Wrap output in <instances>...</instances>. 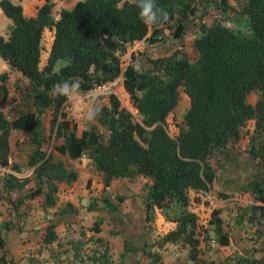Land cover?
<instances>
[{
  "label": "trees",
  "instance_id": "1",
  "mask_svg": "<svg viewBox=\"0 0 264 264\" xmlns=\"http://www.w3.org/2000/svg\"><path fill=\"white\" fill-rule=\"evenodd\" d=\"M157 3L170 13V18L149 27L139 19L133 0H76L71 7H60L57 12L53 0H42L30 15L23 13L19 2L0 0V11L11 21L6 36L0 33V58L29 81L31 102V108L9 118L6 96L10 78L6 72L0 73V165L19 170L16 162H8V157L18 146L19 132H26L33 143L26 165L32 167L35 185L21 197L11 199L12 206L16 208V200H26L24 203L29 205L30 199L39 200L43 207L54 205L57 182H70L77 173L61 160H53L42 145L40 126L43 116L49 114V130L61 139L52 146L54 150L71 159L86 154L102 174L104 186L114 177L147 176L150 182L143 183L144 227L150 230L153 209L159 208L165 218L175 221V226L154 243L160 247L165 242H177L187 248L189 260L198 262L200 239L206 240L210 234L209 227H202L195 212L187 208L188 189L210 188L216 177L212 156L239 142L241 128L249 120L252 127L243 149L251 166L264 168V0H200L199 31L192 38L189 52L177 48L147 57L144 68L130 57L120 70L118 52H123L126 44L141 39L155 43L168 35L179 36L183 22L198 7L196 0ZM232 14L246 18L249 33L241 34L233 28ZM201 15L210 20H202ZM44 28L52 30V37L45 61L39 66ZM120 72L122 87L139 119H134L117 96L109 93L96 121L99 129L77 130L75 120L66 116L64 98L51 95L52 86L66 78L78 79L86 91ZM180 90L186 94L188 106L177 133L170 135L165 118L179 100ZM255 90L257 97L249 102L247 95ZM20 179L10 171L2 173L0 195L19 190L23 184ZM258 182L257 178L251 179L243 189L262 204L243 209L248 221L261 224L264 188H259ZM109 197L103 187L88 206L92 207L96 199L109 205ZM65 205L67 209L54 212L75 211L70 202ZM219 211L211 209L208 224L217 242L227 245ZM9 223L2 222L0 231L9 228ZM55 225L49 221L44 226L43 243L57 239ZM93 228L98 230V222ZM3 245L0 236V264H17ZM148 253L158 260L157 252ZM103 255L105 250L99 253ZM263 260L264 255L249 254L237 262L262 264Z\"/></svg>",
  "mask_w": 264,
  "mask_h": 264
},
{
  "label": "rangeland",
  "instance_id": "2",
  "mask_svg": "<svg viewBox=\"0 0 264 264\" xmlns=\"http://www.w3.org/2000/svg\"><path fill=\"white\" fill-rule=\"evenodd\" d=\"M12 1L19 2L22 6L23 13L25 15H29L35 11L36 6L42 0ZM75 1L76 0H53L54 9L57 12L60 7L69 8ZM196 4L198 6L197 9L191 17L184 21V28L182 29V32L179 36L173 37L171 35H168L164 38V40L155 43H148L145 40H137L130 44H126L124 51L120 53L118 52L120 69L127 63L130 57H132L141 68H144L148 64L147 57L166 54L177 48H179V50L181 49L189 52V50L191 49L190 45L192 42V38L199 31L198 24L200 21L199 14L201 8L200 0H196ZM201 19L208 22L210 20V17L207 15H201ZM231 22L233 24V28L237 32L241 34L249 33L247 20L243 15L232 14ZM10 23V19L0 11V33L3 36H6ZM50 41L51 32L49 29L44 28L41 37V50L38 63L39 66H41L45 61ZM1 72H6L10 78L9 90L6 96V100L9 107L7 116L11 118L19 112L31 108L28 87L29 81L25 77L20 75L17 70L10 69L8 65L0 58V73ZM116 92L117 93H115V95L117 96L120 104L126 106L132 112L134 119H139L140 117L138 113L134 110L133 106L128 100V94L122 87L121 81L117 82ZM257 94L258 92L256 90L251 91L247 95V100L249 102H253L256 99ZM102 99L103 102L107 101V96L103 97ZM187 105L188 99L185 98L184 100H182L181 96H179V100L177 101L175 106L168 112L167 116L169 120H165V128L170 135H175L177 133L178 125L181 122L182 114L184 113ZM64 110L66 112V116H68L69 119H74L70 115L68 108H65ZM47 118H49V114H45L43 116V121L40 126V130L43 135L42 145L45 148L46 152L51 153L53 160H61V162H63L66 166L75 164V160L69 159L65 154L54 150V148L52 147L53 145L56 146L57 144H59V142H61V139L53 136L52 131L49 130V123ZM74 120L76 122L77 130L95 128L97 124L96 122L94 124H90L80 119ZM251 127L252 121L249 120L241 128L242 137L239 139V142L234 143L233 145H228L227 147L223 148V150H220L217 155L212 156L211 163L216 166V177L210 188L205 191L196 190L199 193H195L196 191L194 190H191L189 192V208L190 210L195 212V214L197 215V222L202 227H209L208 234H210V236L205 240V252L202 253L203 257H200L201 262H193L191 264H240L239 262H237V260L242 256H249V254H253L256 257H262L264 255V223L259 224L255 221H248V214L243 209L248 208L250 204H262V201L254 199L250 196L247 190L243 189L244 184L251 179L257 178L259 180V188H264V168L262 170H259L256 167H253V165L251 166V160L248 158V156L246 155L247 153L243 149L247 142V137L251 130ZM32 147L33 143L31 142L28 134L24 131H20L18 134V146L8 157V162H16L20 167L19 170H13V167L9 165H0V179L2 173L6 171H10L17 177L21 178L20 182L23 183V186L21 185L19 190V195L21 196L28 190V188L35 185V180L32 178V167L26 165L28 153L30 152ZM86 168L88 170H91V168L89 167ZM144 177L149 179L147 176ZM24 178H27V180H22ZM57 184H61V181H58ZM82 185L83 180H77L75 181L73 189L77 190V187L83 188ZM71 192H73V190H71ZM58 197L59 196H55L54 206L67 209L68 207L65 205L63 197ZM127 197H133L135 201L138 200V194L136 193L127 196H120L123 206L128 202ZM7 198L9 197L4 194L0 195V224L5 220H10L11 223H9V228L7 229L2 227L0 236L4 238L3 247L7 251V254L9 253L8 256L11 255L15 257V260L17 261H20L22 258H24V261L29 262H32L31 258H35V260L40 261V256H36L32 253L36 251H42L52 257L53 255H56L55 253L56 251H59L58 249H63L60 245V243H64L63 240L56 241L48 245H43V250L41 248V244H36L39 242L38 234L36 233L38 229L33 228H36V226L41 227L42 223H46L44 219L45 217H42V213L39 209L36 210V212L33 211V213L35 212V214H33V219L36 221L31 224L28 223L29 226L27 228L32 229L33 232H30L29 237H23V235H20L18 237L17 230H14L16 229L14 227V223L16 222L7 217L8 215L9 217L11 216V214H9V207L7 206ZM57 203H59L60 205L62 204V206L57 205ZM22 206H24L23 202ZM136 206L138 207L137 204ZM212 208L220 209L219 216L222 218L223 229L226 231L229 240L228 244L225 246H221L217 242L215 232L213 233V231H211L210 225L208 224V219L210 218V211ZM74 209L75 211L70 213V217H61L62 220L60 221L59 225L63 226L64 224L68 223L69 226V222H71L70 228H72L73 231L77 228L75 232H70V234H72V238L75 240L73 244L72 242H70V244L73 246H77L78 248L76 249V251L79 249V253L81 252V254H79L80 259L77 258L78 260L83 261L84 259H89V255L98 257L99 253L102 250H105V247H107L108 244H105L104 246V244L98 243L95 244L97 248L93 247L96 240L93 235L95 229L92 225L94 224L91 220L92 218H90L91 216H89L87 212H83L81 208ZM134 217L137 220L141 218L143 221V225L145 224L143 215L142 217L141 215H135ZM154 223V220H152L150 228V230L153 229L152 237L143 245L149 244L150 247L157 246L154 243L155 240L165 232L163 231V224ZM17 226H19L17 229H20L19 223H17ZM144 229L146 230L145 227ZM24 234H27V232H25ZM201 236L202 235L200 234V237ZM24 238H26L28 241L31 240L36 245H34V247L32 246V248L22 249L20 241L24 243ZM23 245H25V243ZM124 252L125 254L127 252L128 256L118 261L122 264L124 262L125 264H131L132 261H130V259L133 260L134 256H138V254L132 251L131 248H128L126 250L124 249ZM138 253L139 262L145 260L144 256L146 255V252L143 247L139 249ZM149 259L147 258L146 261H151V264H155L159 260V258L156 261L153 260L151 258V255ZM106 260L110 264V260L108 258H106ZM94 261H97L98 263L99 259L93 261L90 260V262ZM111 261L112 264L118 263L115 259ZM44 262H46V260H42V264H44ZM262 262V264H264V260Z\"/></svg>",
  "mask_w": 264,
  "mask_h": 264
},
{
  "label": "crops",
  "instance_id": "3",
  "mask_svg": "<svg viewBox=\"0 0 264 264\" xmlns=\"http://www.w3.org/2000/svg\"><path fill=\"white\" fill-rule=\"evenodd\" d=\"M34 13V12H33ZM32 13V14H33ZM30 15V14H29ZM57 16V13L55 14V17ZM183 28H184V22H183ZM51 37H52V30ZM195 36V35H194ZM142 40V39H141ZM179 96H181L182 100L187 98L186 94L180 90ZM187 101V100H186ZM106 102V101H104ZM188 106V105H187ZM134 108V107H133ZM187 108V107H186ZM136 111V109L134 108ZM137 112V111H136ZM139 115V114H138ZM14 117V116H13ZM165 120H169L168 116H166ZM95 128L99 129L98 125L96 124ZM67 156V155H66ZM68 157V156H67ZM69 158V157H68ZM71 159V158H69ZM71 160H75L76 162L73 165H67L68 167L72 168L74 171H76L77 176L76 179L70 181V182H62L61 184H57V189L54 193V196H59L58 198L63 197L64 203L70 202L74 208H81L83 212H87L93 223L96 221L98 222V230L94 231V237H95V243L93 247L97 248L95 244H108L107 247H105L106 254L99 257H93L92 255H89V259H84L83 261H80L79 249L77 246H73L70 244V242L75 241L72 238V234L70 232H75L76 229L70 228L71 222L64 224L63 226H60V221L62 220L61 217H70V213L74 211H66L64 213H58L54 212L58 209L56 206L43 207L39 200L30 199V204L27 205L24 203L26 200L17 201L16 200V208L12 206L11 199L14 200L18 197H21L19 195V190H14L11 192H8L6 194L7 197V206L9 207L11 216H7L9 219H12V221H15L14 229L17 230V236L20 235L23 237H29L30 232L32 233V229L27 228L29 226L28 223H33V214H35L36 210H40L42 213V217L44 216L45 222L42 223L41 227L36 226L38 229L36 233L38 234L39 242L36 244H41V248L43 250V245H48L50 243H43L41 241V234L44 230V226L49 222L53 221L56 223L55 225V231L57 234L56 241H64V243H60L61 247L64 249H58L59 251H56V255H53L52 257L49 256L47 253H44L42 251L34 252L32 254H35L36 256H40V261L35 260V258H31L32 262L24 261V258H22L20 261L15 260V257L11 256L12 259L17 264H42V260H46L44 264H109L107 262L106 258L110 260V264H112L113 259L120 261L122 258H126L128 256L127 252L125 254L124 249L131 248L132 251L136 252L138 256H134L133 260L130 259L131 264H151L148 262L150 259V253L152 251H157L159 254V260L155 264H191L193 263L191 260L187 257V248L184 246H179L177 242H165L162 246H152L150 247L149 244H145L153 234L152 230H145L142 219H136L135 215H143L144 218V210L142 206V200L144 196V185L143 183H149L150 180L144 177L143 175H134L132 177H114L110 180V183L107 186L103 185V182L101 180L102 174L96 170L94 167L91 168V170H88L86 167H88V164L90 163V160L87 156H78L76 158H73ZM90 168V167H89ZM93 169V170H92ZM12 173V172H11ZM77 180H83V185L80 188L77 187L76 189H73L75 185V181ZM88 180V185H86V181ZM117 184V185H116ZM213 184V183H212ZM63 187V188H62ZM105 188L110 193V197L108 199V204H104L101 200H94L93 206L89 207L88 202L91 200L92 196H95L102 188ZM73 190V192H71ZM116 192H112V191ZM193 189H188V195L189 192ZM196 191V190H194ZM138 194V200L135 201L133 197H127V204L122 205V199H120V196H127L131 194ZM195 193H199L196 191ZM10 199V200H9ZM22 202L23 205L22 206ZM138 205V207L136 206ZM57 205H60L57 203ZM62 208V207H59ZM188 209L189 205L187 206ZM33 211H35L33 213ZM54 213V214H53ZM153 220L156 224H163V231H167L175 226V221H173L170 218H165V216L162 214L161 210L157 207H154L153 209ZM17 223L20 224V229H17L19 226H17ZM66 223V222H65ZM154 223V224H155ZM93 225V224H92ZM60 226V227H59ZM59 227V229H58ZM27 232V234H24ZM65 236V238H64ZM22 237V238H23ZM24 243L20 241V245L22 249L26 248H32L34 245H36L31 240H27L26 238L23 239ZM51 242V243H53ZM72 246V248H71ZM205 246V240L200 239L199 243V258L203 257V254L205 252L204 249ZM225 246V245H221ZM144 248L146 255L145 260H142V262H139V249ZM99 249V247H98ZM11 252V251H10ZM102 252V251H101ZM38 253V254H37ZM9 255V253H8ZM108 255V256H106ZM47 257V258H45ZM91 257V258H90ZM78 258V259H77ZM113 258V259H112ZM149 259L146 261V259ZM99 259V262L97 261L90 262V260H96ZM23 260V261H22ZM103 261V263H101ZM201 262V259L198 260V263ZM117 264H122L118 262ZM125 264V262L123 263Z\"/></svg>",
  "mask_w": 264,
  "mask_h": 264
},
{
  "label": "clouds",
  "instance_id": "4",
  "mask_svg": "<svg viewBox=\"0 0 264 264\" xmlns=\"http://www.w3.org/2000/svg\"><path fill=\"white\" fill-rule=\"evenodd\" d=\"M133 3L139 9V19L146 26H158L166 23L170 18V13L161 8L157 0H133ZM51 95L64 98L68 111L74 119L94 124L103 112L102 94L94 90L83 91L81 82L75 78H66L55 83L51 88Z\"/></svg>",
  "mask_w": 264,
  "mask_h": 264
},
{
  "label": "built area",
  "instance_id": "5",
  "mask_svg": "<svg viewBox=\"0 0 264 264\" xmlns=\"http://www.w3.org/2000/svg\"><path fill=\"white\" fill-rule=\"evenodd\" d=\"M118 81H122L121 72L116 77H114L113 79L107 80V81L102 82V83H99V84L87 89L86 92H88L89 90H94L95 92L102 94V98L106 97L109 93H114L115 94V93H117L116 92V85H117ZM64 108H67V106H65ZM82 156H84L83 153L81 154V157ZM88 167L91 168L93 166H92L91 163H89Z\"/></svg>",
  "mask_w": 264,
  "mask_h": 264
}]
</instances>
